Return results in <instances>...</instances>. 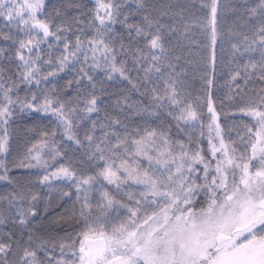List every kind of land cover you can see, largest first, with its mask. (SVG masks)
I'll list each match as a JSON object with an SVG mask.
<instances>
[{
    "label": "snow or ice",
    "instance_id": "6c2138e0",
    "mask_svg": "<svg viewBox=\"0 0 264 264\" xmlns=\"http://www.w3.org/2000/svg\"><path fill=\"white\" fill-rule=\"evenodd\" d=\"M0 42V264H264V0H0Z\"/></svg>",
    "mask_w": 264,
    "mask_h": 264
},
{
    "label": "trees",
    "instance_id": "16d2710c",
    "mask_svg": "<svg viewBox=\"0 0 264 264\" xmlns=\"http://www.w3.org/2000/svg\"><path fill=\"white\" fill-rule=\"evenodd\" d=\"M53 3H57L58 0H51ZM173 3H183L185 0H172ZM2 43V42H0ZM227 59V56L225 57ZM218 75V83L217 88L214 90L216 91L217 95H224L226 93V86L224 81V73L220 72ZM193 87L196 88L198 91L199 88V82L193 81L192 82ZM219 107V105H218ZM221 119L224 120L225 118L223 115L221 116ZM231 117H228V122L231 121ZM27 123H31V121H27ZM25 121H21V127L17 129L16 133L14 134V139L12 141L13 151L15 154H22L24 152V146L27 143V133L24 130ZM1 190V189H0ZM39 192L43 198L52 200L57 208V213L64 211V208L66 207L64 203V199L60 197V194L58 191H53L51 193L47 192L45 189L40 188Z\"/></svg>",
    "mask_w": 264,
    "mask_h": 264
},
{
    "label": "rangeland",
    "instance_id": "374dc122",
    "mask_svg": "<svg viewBox=\"0 0 264 264\" xmlns=\"http://www.w3.org/2000/svg\"><path fill=\"white\" fill-rule=\"evenodd\" d=\"M47 204H51V207L48 208V215L54 216L57 213V208H56V206L52 200L46 199V198H42L37 205L38 208L40 209L41 216L44 215V208H45V205H47ZM37 220H39V226H41V228L49 226L46 218L44 220H40V218L38 217V218H36V220H34V223Z\"/></svg>",
    "mask_w": 264,
    "mask_h": 264
}]
</instances>
